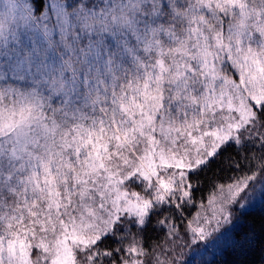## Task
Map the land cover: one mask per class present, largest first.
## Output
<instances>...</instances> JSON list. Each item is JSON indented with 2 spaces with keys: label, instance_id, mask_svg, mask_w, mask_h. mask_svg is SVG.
<instances>
[{
  "label": "snow or ice",
  "instance_id": "1",
  "mask_svg": "<svg viewBox=\"0 0 264 264\" xmlns=\"http://www.w3.org/2000/svg\"><path fill=\"white\" fill-rule=\"evenodd\" d=\"M107 9L93 26L134 72L76 51L73 72L111 80L90 112L0 97V264H184L198 241L264 264V217L245 211L264 181V0Z\"/></svg>",
  "mask_w": 264,
  "mask_h": 264
},
{
  "label": "rangeland",
  "instance_id": "2",
  "mask_svg": "<svg viewBox=\"0 0 264 264\" xmlns=\"http://www.w3.org/2000/svg\"><path fill=\"white\" fill-rule=\"evenodd\" d=\"M108 4L109 0H47L46 8L39 11L32 0H0V97L7 98L4 103L17 107L39 104L50 73L72 81L69 58L76 51L92 55L91 49L112 42L119 34L108 26H93L94 21L99 23V10ZM93 14L95 18L90 17ZM77 75L82 77V71L78 69ZM85 106L90 112L92 99ZM263 187L264 182L257 184L250 204L260 200ZM195 247L205 251L206 243L198 241ZM215 250L209 246L207 251Z\"/></svg>",
  "mask_w": 264,
  "mask_h": 264
},
{
  "label": "trees",
  "instance_id": "3",
  "mask_svg": "<svg viewBox=\"0 0 264 264\" xmlns=\"http://www.w3.org/2000/svg\"><path fill=\"white\" fill-rule=\"evenodd\" d=\"M46 1L47 0H32V3L39 11H43L46 8ZM95 16L96 15L93 14L90 17L95 18ZM122 43L123 41L120 33L112 42L99 43V47L94 50L100 53L101 57L90 55L89 67H101L110 53H117L116 64L121 77L124 75L130 76L134 72V68L131 58L120 52ZM94 50L91 49V52L95 53ZM84 53L85 52H81V54ZM69 60L72 59L69 58ZM55 61L57 62V60ZM51 64H53V62H51ZM53 68L55 67L53 66ZM57 74L58 73H50L45 79L46 84L43 86L42 96L39 99V101H42L45 105L51 106L55 103L57 106H64L72 110L78 109L81 111L85 107L83 111H87L85 106L86 102L92 99V95L98 89V86H102L104 80H109V85H111V80L107 72H105L103 76H100L99 72H94L90 75L88 71H83L81 77L77 75L76 71L72 75L74 79L70 82L65 78H60ZM57 77H59V81ZM16 95L18 98L21 97L19 93ZM53 98L55 99L52 102L51 100ZM244 168L245 171H248L249 165L245 164ZM263 182L264 181H257V184L261 185ZM245 211L253 218L264 217V187L260 200L255 204H250ZM192 248V251H187L184 257V264H229V256L224 251L223 247L216 248V250L212 252L198 251L195 245Z\"/></svg>",
  "mask_w": 264,
  "mask_h": 264
}]
</instances>
